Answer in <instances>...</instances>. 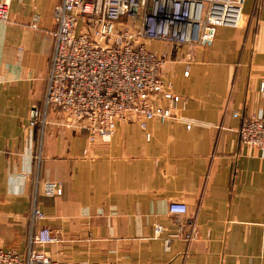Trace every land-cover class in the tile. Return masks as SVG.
<instances>
[{
	"label": "crops",
	"instance_id": "0c3cea01",
	"mask_svg": "<svg viewBox=\"0 0 264 264\" xmlns=\"http://www.w3.org/2000/svg\"><path fill=\"white\" fill-rule=\"evenodd\" d=\"M60 1L8 0L0 20V247L25 250L36 204V227L56 233L43 249L57 263L264 264V151L238 135L244 118L264 114V0H245L238 25L218 27L211 43L171 47L161 74L184 100L175 118L143 129L128 116L92 143L57 111L44 129L29 124ZM43 181L62 194L46 195ZM172 201L186 204L198 238L165 249Z\"/></svg>",
	"mask_w": 264,
	"mask_h": 264
},
{
	"label": "built area",
	"instance_id": "2783aa9c",
	"mask_svg": "<svg viewBox=\"0 0 264 264\" xmlns=\"http://www.w3.org/2000/svg\"><path fill=\"white\" fill-rule=\"evenodd\" d=\"M244 2L61 0L53 14L54 44L43 103L32 106L30 126L44 129L48 111H57L67 126L84 128L92 143L96 139L108 141L116 122L128 116L143 129L147 120L175 118L184 100L161 74L168 51L211 43L218 27L238 25ZM37 19L34 15L32 25ZM0 20H9L8 0H0ZM188 69L187 63L184 74ZM238 135L246 149L264 151V114L244 118ZM42 184L46 195L62 194L60 183ZM167 210L175 217L176 226L167 233L165 249L171 239L191 242L198 238L197 228L184 217L185 203L172 201ZM44 218L33 204L25 250L0 247V264H61L43 249L57 240L48 226L36 227ZM161 230L158 225L156 232Z\"/></svg>",
	"mask_w": 264,
	"mask_h": 264
},
{
	"label": "rangeland",
	"instance_id": "374dc122",
	"mask_svg": "<svg viewBox=\"0 0 264 264\" xmlns=\"http://www.w3.org/2000/svg\"><path fill=\"white\" fill-rule=\"evenodd\" d=\"M38 228V227H37ZM51 229V228H50ZM52 230V229H51ZM53 231V230H52ZM54 232V234H55V236H56V233H55V231H53ZM27 233H28V231H27ZM27 237V236H26Z\"/></svg>",
	"mask_w": 264,
	"mask_h": 264
},
{
	"label": "water",
	"instance_id": "95a60500",
	"mask_svg": "<svg viewBox=\"0 0 264 264\" xmlns=\"http://www.w3.org/2000/svg\"><path fill=\"white\" fill-rule=\"evenodd\" d=\"M191 57V55L189 54L186 58L189 59Z\"/></svg>",
	"mask_w": 264,
	"mask_h": 264
}]
</instances>
